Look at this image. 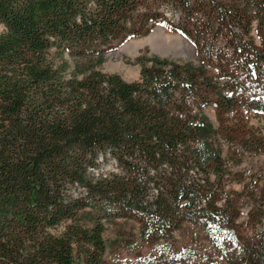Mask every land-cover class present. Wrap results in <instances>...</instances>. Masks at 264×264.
<instances>
[{"label":"trees","instance_id":"1","mask_svg":"<svg viewBox=\"0 0 264 264\" xmlns=\"http://www.w3.org/2000/svg\"><path fill=\"white\" fill-rule=\"evenodd\" d=\"M0 24V264H124L120 221L128 264H264V172L232 168L264 154V0H0ZM157 24L195 58L97 67Z\"/></svg>","mask_w":264,"mask_h":264},{"label":"rangeland","instance_id":"2","mask_svg":"<svg viewBox=\"0 0 264 264\" xmlns=\"http://www.w3.org/2000/svg\"><path fill=\"white\" fill-rule=\"evenodd\" d=\"M160 29L163 33L158 34L159 39L157 43L153 46L151 44H145L138 48L127 47V44L132 41H138L147 38L148 33L144 36L131 38L126 44V48L121 50V46L117 47L113 51L107 52L102 62L97 66L102 71L109 73H118L126 80H133L138 77L140 64L137 62L139 56L141 57H167L173 59H191L195 58L194 49L191 43L185 39L180 34L173 32L167 28H165L161 24H157L153 26L151 29ZM3 26L0 24V32L2 31ZM154 29V30H155ZM150 32V31H149ZM152 33V32H151ZM163 35V36H162ZM179 52L180 54H176L175 52ZM64 57L68 60L70 69L73 64V59L69 57L67 54ZM207 113L211 118H214L212 109H207ZM113 164L112 160L108 161H99L98 168L99 169H108L109 166ZM233 169L236 170H245L248 172L258 171L264 172V154H246L243 156L240 163L233 165ZM235 187H239V184H235ZM134 225L131 221H120L117 224L107 223L106 230L104 232V240L106 244V254L112 258H121L124 261V264H128L129 259L136 258L140 255L146 254L148 249L143 247L141 249L128 250L125 247L115 250L117 245L123 240H130L132 242H136L138 240L137 236L134 235H120L119 230L122 232L124 229L128 231L135 232Z\"/></svg>","mask_w":264,"mask_h":264},{"label":"bare ground","instance_id":"3","mask_svg":"<svg viewBox=\"0 0 264 264\" xmlns=\"http://www.w3.org/2000/svg\"><path fill=\"white\" fill-rule=\"evenodd\" d=\"M151 32L152 33H150L147 38L142 39V40H138V41H132V42L127 44V47H133L136 49V48L143 46L145 44H151L154 46L157 43V40L159 39L158 34L163 33V32L158 28L155 30L153 29Z\"/></svg>","mask_w":264,"mask_h":264},{"label":"water","instance_id":"4","mask_svg":"<svg viewBox=\"0 0 264 264\" xmlns=\"http://www.w3.org/2000/svg\"><path fill=\"white\" fill-rule=\"evenodd\" d=\"M157 28V27H156ZM153 29H155V28H153ZM153 29H150V32H148V35L151 33V31L153 30ZM129 41H131V39H129V40H127L126 42H124L122 45V47H121V50H123V49H125L126 48V44L129 42ZM121 46V45H120ZM177 55L178 54H180L178 51L177 52H175Z\"/></svg>","mask_w":264,"mask_h":264}]
</instances>
